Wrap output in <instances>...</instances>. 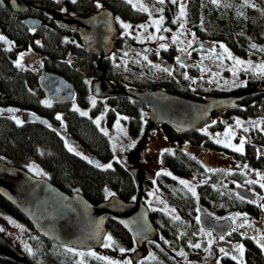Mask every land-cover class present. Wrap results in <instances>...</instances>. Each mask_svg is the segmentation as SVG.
<instances>
[{"label": "trees", "instance_id": "16d2710c", "mask_svg": "<svg viewBox=\"0 0 264 264\" xmlns=\"http://www.w3.org/2000/svg\"><path fill=\"white\" fill-rule=\"evenodd\" d=\"M24 1L28 6L23 13L13 12L7 3L0 5V32L12 42L11 50H8L9 47H5L0 41V106H14L44 115L51 121V125L46 126L27 118L23 120L24 123L17 125L8 115L0 114L1 160L27 170L30 165H36L41 175L46 176L54 185L68 193L79 191L92 203L103 200L106 189L124 200L133 199L136 186L128 165L114 160L111 169L97 168L82 156L69 152L64 144V139L67 138L72 141L73 147L75 145L78 149H85L102 161L112 157L109 137L93 123L91 116H81L80 112L74 111L73 102L88 106L93 116L102 112L108 121L116 112L122 114L128 118L125 122L129 135L141 138L147 118L145 105L133 102L123 95L96 98V106L90 105L89 82L104 76L120 88L160 87L197 100H204L209 95L229 96L241 91L248 92L250 95L241 100L239 107L226 112H215L212 116L215 123L211 122L208 129L222 130L232 127L237 119L244 120L249 126L244 153L229 150L227 154L238 163L247 164L248 169L264 170V154L261 153V148L264 147V75L241 69L238 75L245 80L244 84H240L244 86L230 90L208 87L202 81L193 83L192 79L198 77L199 65L181 67L182 62H177V49L174 46L168 44L166 50L159 47L145 51L142 44L122 32L120 20L133 25L130 30L133 32L147 17L146 12L133 8L127 0H99L101 5L109 7L114 13L118 35L113 50L98 57L83 47L73 30L60 28L54 21V13L62 8L69 14L86 15L97 8V0H76V3L72 0ZM183 2L186 16L182 22L187 33H194L196 39L206 43L219 41L242 58L264 59V51H260L264 48V0H250L254 7L245 6L244 0H220L219 5L213 4L211 0ZM164 4L161 12L163 22L173 27L178 23H173L178 15L176 6L168 0ZM26 14L40 18L35 31H31L22 22V17ZM252 44L257 46L256 49L251 47ZM26 48L41 55L38 68L16 67L14 60L17 52ZM125 52L128 53L127 56L124 55ZM145 55L148 57L147 61L143 59ZM152 65L167 67L172 70V75L157 70ZM44 71H54L72 84L74 96L70 102H53L44 96L37 85L38 75ZM185 74L189 79H185ZM44 102H50L51 107ZM58 114L62 116V121L56 119ZM254 118L263 121L259 125L248 123ZM159 125L166 145L158 152H152L160 167L153 180L161 197L175 208V216H179L180 220H174V216L160 209L150 211L149 216L158 230L160 241L145 242L150 256L141 258L138 264H201L178 255L192 249L189 242L204 244L201 237L203 231L196 219V202L199 201L208 211L217 215L238 211L249 212L253 216L258 213V207L247 198H239L234 183L236 179L242 178L236 169L231 173L224 168L205 171L207 166L198 159L197 151L202 146L206 149L214 148L212 136L205 134L202 129L176 133L163 124ZM163 171L171 172L173 176L203 179V182L195 185L197 196L193 197L179 184L178 179L174 180L172 176L163 174L156 175ZM147 182L151 180L148 179ZM0 214L7 215L16 226L19 225L18 233L11 232L10 235H18L20 239H24L26 248L22 252L28 264H108L107 259L87 255L88 250H81L85 255L82 256L83 260L79 259L77 262L74 252L67 251L70 247L37 234L26 218L2 196ZM105 228V236L112 237L113 247L127 248L134 245L131 237L114 219L107 218ZM227 237L232 241H244L245 263L242 264H264V252L249 236L232 232ZM6 239L13 242L9 237ZM0 264L26 263L9 261L0 256ZM226 264L241 262L227 259Z\"/></svg>", "mask_w": 264, "mask_h": 264}, {"label": "water", "instance_id": "95a60500", "mask_svg": "<svg viewBox=\"0 0 264 264\" xmlns=\"http://www.w3.org/2000/svg\"><path fill=\"white\" fill-rule=\"evenodd\" d=\"M8 4L13 12H25L28 3L24 0H0V5ZM55 24L63 29L73 30L80 38L83 47L103 57L114 47L118 28L112 10L102 5L86 15L69 14L57 11L54 13ZM22 22L33 29L40 24V18L24 15ZM195 44L205 46L207 43L196 39ZM37 85L44 96L53 102H70L74 96L72 84L54 71H44L38 75ZM89 93L96 98L123 95L127 99L146 106L147 118L138 149L145 141L146 132L154 125L163 124L176 133L189 129L201 130L211 124L215 112L221 113L239 107L248 92H237L229 96H211L204 100L169 92L163 88L134 87L120 88L104 76L91 79ZM195 107V108H194ZM35 114V115H33ZM195 117V118H194ZM28 120L46 126L51 121L44 115L28 112ZM136 149L134 151H136ZM127 151L136 192L135 200H124L118 195L106 196L103 200L92 203L79 191L65 192L44 175L32 174L27 169L7 163L0 159V196L10 202L30 223L35 232L44 238L82 251L96 249L103 242L106 234L105 220L112 218L131 237L140 248L147 240H156L158 230L150 219V210L143 201L148 171L141 164H136ZM89 159L102 164L96 155ZM94 165V164H93ZM202 229L214 235H225L232 230L228 217L213 219L205 213L198 214ZM0 256L13 262L28 264L24 253L0 234ZM139 257L136 249L132 259Z\"/></svg>", "mask_w": 264, "mask_h": 264}, {"label": "rangeland", "instance_id": "374dc122", "mask_svg": "<svg viewBox=\"0 0 264 264\" xmlns=\"http://www.w3.org/2000/svg\"><path fill=\"white\" fill-rule=\"evenodd\" d=\"M134 3H136L138 6L140 4H143L145 7H147L149 9V12L151 13V15L149 14V12L147 13V17L144 21H142L139 25L144 24V25H150L148 27V32L144 33V36H147L149 33H152L154 35H163L165 37L164 40H145L143 43H141L140 41L136 40V42L142 44L146 49L150 50L152 48H159L160 44H170L172 46H174L177 49V55L180 58V62H182L184 65H193L192 67H197L199 65V74L198 77H196V79H192L195 82L196 81H202L204 82V84L211 86V87H217V88H222V89H234L235 87H237V84H244L245 80L242 78H239L240 74V70L244 67H246V65L243 66H236L238 71H237V75L233 76L232 72L228 71V69L230 67H233V62L229 61L227 59H225L222 63L217 61L215 59V56H212V54L210 53V49L213 46H216V53H220L222 51V49H220L218 47L219 41L217 42H209L207 41V45L206 46H199L195 43H193L192 48H189L187 50V52H182L180 51L181 47H184L187 44V41L190 39H193L194 41H196V37L193 35H191L190 33H187L185 31L184 28H180L179 24L182 22L183 18L181 21H178L177 24H175V26L170 27L168 26V24H165L163 22V24L161 25V32L160 33H156L155 32V26L151 25V21L153 19H158L161 14V12L157 11L159 9H163L165 4H159L157 2V0H133ZM176 9H177V17L179 16V7L177 5ZM60 12H67L64 8L60 9ZM122 21V20H120ZM124 22V21H123ZM130 24L129 22H125ZM167 28L170 29L171 31L168 32H164L163 29ZM125 30L122 28V32H124ZM130 31V30H129ZM143 32L142 29H138L137 27L134 28L133 30V36H135L136 34ZM180 33H184V35L180 36V39L177 40V42L175 44L172 43V37L174 34H180ZM0 35H3L4 37L7 38L8 41L11 42V40L3 33L0 32ZM181 41H183V43H181ZM3 42V41H2ZM3 45L5 47H9L8 44L3 42ZM229 50L230 48L227 47ZM195 49V50H194ZM231 51V50H230ZM20 53H27L25 55V58L23 60V65L29 68H38L40 66V62H41V55L38 54L37 52L33 51L30 48H26L23 50H20L17 52L16 54V58L14 61L17 60L18 56ZM190 53V55H189ZM231 53L244 61H249L251 60L253 63L255 64H260V63H264V59L259 57L260 60H254L251 57L250 58H242L240 55H236L234 54L232 51ZM209 56H211V58H208ZM201 68L204 69H211L210 72H202ZM253 71V70H252ZM254 72V71H253ZM213 73H219V76H214ZM200 79V80H198ZM212 80L214 82L209 83V81ZM225 81H227L228 83H225ZM233 81H235V84H233ZM94 96H90V105H91V98H93ZM96 99V97H94ZM72 107L74 108H78L80 111H85L88 113V116H91V118L93 120H96L97 118L103 116V118L100 121V129L103 128L108 132V137L110 140V146L112 149V157L109 159H104L102 161V164L106 165L108 163H113L115 159V157H119L120 160L125 163L126 165H128L129 167L131 166V162L129 157L126 155V151H134L136 149V146L139 144L141 138H133L132 136L129 135L127 128H126V122L125 120H121L120 124L123 128L124 131H121L120 129H118L115 126V122L117 119V114H119V116L124 117L122 114L120 113H115L114 116L111 117V121H108L103 113L101 112L100 114L97 115H91L88 106H80L77 103L73 102L72 103ZM12 108V109H16L18 111H16L14 114L20 119V120H25L28 114V111L25 109H21V108H17L14 106H0V114H5L8 115L9 117H11L13 115V113H9L6 110ZM79 112V111H78ZM60 115V114H59ZM264 119V118H263ZM263 119H253L251 122L248 121V123H251L252 125H259L261 121H263ZM213 119H211V122ZM215 121V120H214ZM242 124L243 127H247L249 128L248 125H246V123L244 122V120H242ZM209 127L206 126L207 129V133L212 136L213 138V142L215 144L214 148L209 147V148H203V146L200 148V150L197 151L198 153V159H200V161L204 162L207 166V168L209 169H218V168H224L226 169L229 173H231L232 171H234V169H236V172H240L241 174V178L240 180L235 181V188L237 190V193L240 196H243L244 198H247L248 200L254 202L255 204H258L263 206L264 205V199H261V197H264V188L260 187L261 183H264V180H261L260 176L257 175V173H260L261 175H264V170L261 169H245L243 168V165L238 163L236 161V159H234V157L229 156L227 153L229 150H232L231 148H225L223 147L222 144H217L215 142V139L217 137V134H220V139H224L223 133L225 131V129L227 128H222V130H210L208 129ZM232 128L236 131L237 135L232 138V143L236 144L237 146L239 145V141L241 138H245V140L247 139V133L242 131V128H238L236 126V124L232 125ZM204 129L202 128V130L204 131ZM126 133V135H125ZM64 138L66 136L62 135ZM65 141L68 142L69 145L73 146L72 141H70L69 139L65 138L64 139V144ZM133 141H135V147L129 148L128 145H130ZM164 144L166 145V143H164V140L162 138V134H161V129H160V125H154L149 131L148 133H146L145 135V141L141 144V146L136 149V151L131 152L130 156L133 159V161L136 164H141L142 166H144V168L148 171V177L149 178H153L155 172L157 171L158 168H160L158 166V164L156 163L154 156L152 154V152H158L160 149H162L164 147ZM114 146H115V151H114ZM74 148L76 149V151H79L82 153V155L89 157V152L86 151L85 149H81L78 147H76L74 145ZM261 153L264 154V147L261 148ZM37 169H39L36 165H34ZM239 166V167H238ZM30 171V170H29ZM40 171V170H39ZM31 173L38 175L35 171H30ZM41 175V174H39ZM175 177L179 179H184V180H188L192 183L193 186L197 184H199L200 182H203V179L197 178L195 176H186V177H181L178 175H175ZM198 180V181H197ZM249 180H255L257 181L255 184H248L247 181ZM237 185H240V187H237ZM107 192H110L108 189H106ZM105 190V195L107 196V192ZM155 192V195H152L151 193ZM143 201L146 204V206L149 209H161L164 212L175 216L177 215V211L175 210V212H171V209H175L174 207H172L170 204H168L159 194V191L156 187V184H153V180L149 183L146 182V187H145V192L143 194ZM160 201H163L164 203H160ZM207 212L208 214H210L214 219L220 220L226 217H236V214L239 213L241 214V218H237L236 222L233 223V221L230 219V221L233 223V228H237L238 230L235 231V233L239 232V234L246 235L251 238L252 236H257L259 235V233L264 232V217L261 216V214H259L258 216H251L249 214V212H232L230 214L226 213V214H221V215H217V213H212L211 211H208L205 207V205H202L200 202H196V206H195V213L196 215H200L201 213H205ZM246 214L247 216V220H248V224L245 225V227L243 229H239L238 225L242 222V218L243 215ZM254 215V214H253ZM12 219L9 218L7 215H3L0 214V228H3L4 231L0 232V234H2L5 238L9 237L13 242L14 246H16L19 250L21 251H25V242L24 239H20L18 237V235H15L14 237H12L10 234L14 233L17 234L18 233V228L16 226L15 223H12ZM232 231V230H231ZM255 231V232H254ZM12 232V233H11ZM207 232V231H206ZM232 233V232H231ZM202 240L204 241V244H201V248L199 249H195L193 248L190 252H183L185 253V255H183V257L185 258H189L191 260L200 262L201 264H206L207 261L208 262H213L214 264H217V261H219L218 256H224V257H230L232 258L233 255L237 256V261H240L241 264L245 263L243 257L240 255L239 252L233 251L232 249L235 247L234 244L235 242H232L228 239V237L221 241L218 239V236H212V239L214 240V243L212 245L211 248H209L207 251H205V249L208 247V239L209 237H207L206 235L201 234ZM106 236H104L103 242L101 243V245L96 248V249H90L87 252H94L96 253V256L99 257H104L107 260H112V261H119L120 264H123L124 261L126 260H131L132 264H137V262L141 259V258H145L147 256H150V252L149 250L145 247V245L140 246V248H137V246L134 244L131 247H127L124 248L126 249V251L124 253H121L119 251L120 248L122 247H113V245L111 247H104V243L106 242ZM157 241L159 240V234L156 238ZM72 248V247H70ZM220 248H224L226 251H228V255L225 256L223 253H221L219 251ZM75 249V260L77 262H79V259L83 260V257L80 255H77L76 253L82 252L81 250L77 249V248H73ZM138 249L140 252V256L137 259H132V255L134 254L135 250ZM262 249V248H261ZM262 251L264 252V249H262ZM178 252V251H177ZM244 253V252H243ZM182 256V255H181ZM219 264H226L225 262H219Z\"/></svg>", "mask_w": 264, "mask_h": 264}, {"label": "snow or ice", "instance_id": "6c2138e0", "mask_svg": "<svg viewBox=\"0 0 264 264\" xmlns=\"http://www.w3.org/2000/svg\"><path fill=\"white\" fill-rule=\"evenodd\" d=\"M72 2L76 3V0H72ZM157 2L159 4H164L166 2V0H157ZM168 2L172 3L173 5H177L179 7V16L177 17L176 20H173V23H177L178 21H181L182 18H184L186 16L185 4H184L183 0H168ZM211 2L213 4L219 5L220 0H211ZM127 3L130 4L133 8H138L139 11L149 12V9L147 7H145L143 4H140L138 6L136 3L133 2V0H127ZM244 5L248 6V7H254L255 6L254 4H252L250 2V0H244ZM96 7L97 8H102V5L99 3V0H97V2H96ZM157 11L162 12L163 9H159ZM149 14L151 15L150 12H149ZM117 19H119V18H117ZM163 21H164L163 15H160L158 19H153L151 21V25L155 26V32L156 33H160L161 32V25L163 24ZM119 22H120L121 28H123L125 30L124 31L125 35L132 36L134 39L140 41L141 43H143L145 40H156V39L164 40L165 39V37L163 35L157 36V35H154L152 33H149L147 36H144V33L148 32V27L150 26V25H144V24L136 26L138 29H142L143 32H140V33L136 34L135 36H133V33L131 31H129V30L133 29V25L125 23L123 21H119ZM179 27L180 28H184V23L181 22L179 24ZM30 30L31 31H35L34 28L30 29ZM163 31L164 32H168V31H171V30L167 29V28H164ZM181 35H184V33L174 34L173 37H172V43L175 44L177 42V40L180 39ZM192 35L194 37L195 34L193 33ZM0 41H3L4 43L8 44L9 45V49L8 50H11L12 42L8 41L6 37H4L3 35H0ZM194 42L195 41L193 39L188 40L187 44L184 47L180 48V51L187 52V50L189 48H192ZM36 43L39 44V41H37ZM181 43H183V41H181ZM159 47L166 50L168 45L162 43V44L159 45ZM218 47L220 49H222V51L220 53H216V46H213L209 50L210 53L212 54V56H215V59L217 61H219L221 63L225 59H227L229 61H232L233 62V67H230L228 69V71L232 72L233 76L237 75L238 69H237L236 66H243V65H246V67L243 68L244 71L253 70L258 75H264V63L255 64L251 60H249V61L241 60V59L235 57L231 53V51L226 47V45H224L223 43H219ZM251 47L253 49H256L257 46L255 44H252ZM145 51H148V49H145ZM260 51H264V48L260 49ZM26 54L27 53H20L19 54L17 60L15 61L16 67H18V68H23L24 67L22 62H23ZM124 55L127 56L128 53L125 52ZM189 55H190V53H189ZM208 58H211V56H209ZM143 59L147 61L148 57L145 55L143 57ZM176 59H177V62L180 63V58L177 57ZM149 63L151 64L150 61H149ZM152 67L156 68L157 70L164 71V72L168 73L169 75H172V70L167 68V67L161 68L160 65H152ZM181 67H185V65L183 63H181ZM201 71L202 72H210L211 69L201 68ZM213 75L214 76H219V73H213ZM185 79H189V77L186 74H185ZM192 82L195 83L194 80ZM212 82H214V81H212V80L209 81V83H212ZM225 83H228V82L225 81ZM233 84H235V81H233ZM236 86H244V85L237 84ZM44 103L46 104V106L51 107L50 102H44ZM91 104H92L93 107L96 106V99L94 97L91 98ZM73 110L74 111H79L81 116H87L88 115L87 112L80 111L78 108L74 107ZM6 111L9 112V113H13V115L10 118L13 119L17 125H21L22 123H24L22 120H20L14 114L18 110L9 108ZM33 115H35V114H33ZM102 118H103V116L97 118L96 120L93 121V123H95L97 125V127H100V121H101ZM56 119L62 121L63 118H62L61 115L58 114L56 116ZM122 119L123 120H127L128 118L127 117H121V116H119V114H117V119H116V122H115V126L118 129H120L121 131H124L122 126H121V124H120V121ZM213 123H215V121H213ZM235 124H236V126L238 128H242L243 132L247 133L249 131V128L243 127L242 121H240L239 119H237L235 121ZM101 131L104 133V135H108V132L105 129L101 128ZM204 132H205V134H207V129H204ZM125 135H126V133H125ZM236 135H237V133L232 127H227L225 129L224 133H223L224 139H220L219 138L220 134H217L215 142L217 144H222L223 147H225V148H231L233 151L243 154L244 153V145H245L246 140H245V138H241L240 141H239V145L237 146L236 144L232 143V138H234ZM135 143L136 142L133 141L130 145H128V147L129 148L135 147ZM65 146L67 147L69 152H75L76 155L82 156V158L87 160L89 164H94L95 167H97V168H102V169H111L112 168V164L111 163H108L106 165L100 164L98 162H95V161L89 159L87 156L82 155L81 152L76 151V149L73 146L69 145L67 141H65ZM114 151H115V146H114ZM165 151H168V150L166 149ZM115 159L117 160V162H121L119 157H115ZM243 168L247 169L248 165L247 164L243 165ZM29 170L30 171H35L38 175L42 174L39 171V169H37L34 165H30L29 166ZM205 171H213V170L209 169V168H205ZM161 174L167 175V176H172V178L174 180L178 179L177 177L173 176L171 172H168V171H163V173H161V172H157L156 173L157 176H160ZM257 175L260 176L261 180H264V175H261L260 173H257ZM178 182H179L180 185L184 186V188H186L187 191L190 192L193 197L197 196L196 187L193 186L190 181L184 180V179H179ZM256 182L257 181H255V180L247 181L248 184H255ZM153 184H155V180H153ZM237 187H240V185H237ZM260 187L264 188V183H261ZM106 192H107V190H106ZM151 194L155 195V192H153ZM107 196H109V197L115 196V193L107 192ZM239 198L241 200L245 199L243 196H240ZM261 199H264V197H261ZM133 200H135V197H133ZM160 203L163 204L164 202L160 201ZM170 211L171 212H175V209H171ZM237 218H241V214L237 213L236 217H229L228 219H231L233 221V223H235ZM173 219L174 220H180V217L179 216H174ZM196 219H197V222H199L200 217H196ZM12 223H15V222L12 221ZM246 224H248V220H247L246 214H244L243 218H242V222L238 225V228L239 229H243ZM17 227H19V225H17ZM237 230H238L237 228H233L232 232H235ZM2 231H4V229L0 228V232H2ZM201 231H203V230H201ZM181 235H183V234H181ZM193 235H195V233ZM204 235L209 237V239H208V247L205 249V251H207L209 248L212 247V245L214 243V240L212 239L213 233L209 231V232H205ZM228 235H231V232H229ZM242 235H243V233H242ZM105 239H106V242L104 243V247H111L113 245V243H114L113 240H112V237L109 235ZM218 239L223 241L225 239V235L221 234L218 237ZM251 239H253L255 241V243L257 245H259L262 249H264V232L259 233L258 237L257 236H252ZM166 243H167V241H166ZM189 246L192 247V248H195V249H199V248H201V243L197 242V243L193 244V243L189 242ZM232 250L236 251V252H239L240 255L242 256L243 252H244V246L242 244H238ZM28 251L31 253V249L30 248L28 249ZM67 251L75 252V249L68 248ZM119 251L121 253H124L126 251V249L120 248ZM219 251L221 253H223L225 256H227L229 254L228 251H226L224 248H220ZM76 254L80 255V256L85 255V253H83V252H79V253H76ZM87 255L96 256V253L89 252V253H87ZM178 255H182L183 256V255H185V253L180 252V253H178ZM97 258L98 259H106L104 257H97ZM232 259L233 260H237L238 258H237V256L233 255ZM81 264H82V262H81ZM108 264H120V262L119 261L108 260ZM123 264H132V262H131V260H126V261L123 262ZM217 264H219V261H217Z\"/></svg>", "mask_w": 264, "mask_h": 264}, {"label": "flooded vegetation", "instance_id": "af4514ba", "mask_svg": "<svg viewBox=\"0 0 264 264\" xmlns=\"http://www.w3.org/2000/svg\"><path fill=\"white\" fill-rule=\"evenodd\" d=\"M110 121H111V120H110ZM126 153H127V151H126ZM89 156H90V154H89ZM120 161H121V160H120ZM148 175H149V174H148ZM148 179L151 180V181L153 180V178L151 179V178H149V177H148ZM148 179H147V180H148ZM147 180H146V182H147ZM147 183H148V182H147ZM248 201H250V200H248ZM250 202H252V201H250ZM252 203L258 207V213H257L256 215H253V216H258L259 214H261V216L264 217V210H263L264 205L261 206V205H259V203H258V204H255L254 202H252ZM149 210L151 211V210H153V209H149ZM160 210H161V209H160ZM162 211H163V210H162ZM207 214H208V213H207ZM209 215H210V214H209ZM197 216H198V215H196V217H197ZM210 216H211V215H210ZM213 219H214V218H213ZM223 219H224V218H223ZM214 220H215V219H214ZM198 224H199V223H198ZM199 225H200V224H199ZM232 225H233V223H232ZM200 227H201V226H200ZM201 228H202V227H201ZM232 229H233V227H232ZM202 230H203V233H205L206 231H207V232L210 231V230H207V229H205V230L202 229ZM210 232H212V231H210ZM231 232H232V231H231ZM254 232H255V231H254ZM212 233H213V232H212ZM228 233H229V232H228ZM228 233H227V234H228ZM237 233H239V232H237ZM227 234H225V237H226V238H227ZM239 235L242 236L241 234H239ZM213 236H218V235H217V234H216V235L213 234ZM248 236H249V235H248ZM218 237H219V236H218ZM230 241H232V240H230ZM232 242H235L234 244H232V245H234V246H236V245H238V244H242V245L244 246V241H242V240H240V241L237 240V241H232ZM254 242H255V241H254ZM258 247H259V245H258ZM260 248H261V247H260ZM192 249H193V248H192ZM192 249H191V250H192ZM191 250H190V251H191ZM244 250H245V248H244ZM261 250H262V249H261ZM190 251H189V252H190ZM139 256H140V252H139ZM242 257H243V259H244V253H243ZM138 258H139V257H138ZM136 259H137V258H136ZM217 259H219V262H222V263H224V262L226 263V260H227V259H229L230 261H234V262L237 261V260H233V259L230 258V257H224V256H222V255H221V256H218ZM237 262H238V261H237ZM137 264H138V262H137ZM206 264H214V263H213V262H208V261H207Z\"/></svg>", "mask_w": 264, "mask_h": 264}]
</instances>
